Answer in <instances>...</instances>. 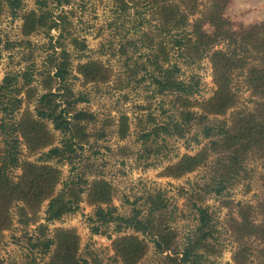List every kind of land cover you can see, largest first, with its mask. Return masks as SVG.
Masks as SVG:
<instances>
[{
  "label": "rangeland",
  "instance_id": "rangeland-1",
  "mask_svg": "<svg viewBox=\"0 0 264 264\" xmlns=\"http://www.w3.org/2000/svg\"><path fill=\"white\" fill-rule=\"evenodd\" d=\"M38 1L23 0V7L16 17L12 16L8 8L0 17V86L6 76L33 69L28 71L33 75L32 83L24 86L18 94V98L22 99L21 107L11 119H4L0 109V122L4 119L10 125L20 120L26 112L36 116L38 98L49 90L58 91L56 82H48L45 70L50 66L55 52L52 47L60 51L59 43L63 44L71 54V87L89 98L88 102L79 104L77 109L93 112L97 119L95 123L87 125L89 143L83 142L84 149L75 159L74 165L69 161L48 162L61 171L56 193L62 190L72 175H82L89 184L94 180H105L114 189L112 204L121 215H129L133 209H139L145 216L150 206L145 200L149 195L160 192L168 205L163 223L168 226L169 232L174 233L175 251L183 247L197 226V212L194 209L197 203L209 209L217 230L214 241L211 240L214 251L206 254L202 264H235L233 256L238 242L231 232L230 220L237 217L239 203L256 206L259 199L264 198V156L249 155L245 163L247 176L219 197L208 193L205 188L213 175L217 153L210 152L205 163L180 177L171 175L167 170L183 157H195L208 147L209 140L202 135L197 136V141L196 126L184 138L164 133L159 136L151 134L149 139L143 137L155 126L172 118L178 119L180 109L202 113V104L215 94L217 85L209 54L217 50L226 51L227 42L215 44L212 51L201 59H197L195 54L189 57L185 48L180 49L175 45L176 40L186 33L194 37L193 26L197 20L205 19L204 13L211 0H196L194 13L185 9L180 0H136V8L128 12L118 10L114 0H46V9L51 10L54 17L61 21L60 30L47 32L39 29L24 35L22 16L31 10H38ZM170 1L187 14L189 25L185 29L161 35V18L154 11ZM224 17L235 31L260 23L264 21V0H230ZM203 24L205 31H213L209 22ZM74 39L84 42L87 48L82 50L74 43ZM159 43H162L168 55L166 66L176 64L181 69L179 78L192 86L199 81L196 92L185 96L186 102H177L176 95L172 93L159 94L156 86L151 84L152 79L144 71L137 70L138 74L133 71L135 64L142 65L146 61L150 47L157 49ZM160 60H163L162 56ZM89 61H97L107 70L97 81L87 82L78 70L80 65ZM246 72L247 69L233 72L231 87L237 95V103L216 119L229 122L236 111L255 108L258 98L246 83ZM24 81L20 79L18 86L22 87ZM122 116L128 118L124 139L119 132ZM209 118L215 119L212 115ZM48 125L54 136L53 146H60L61 133L55 131L51 123ZM19 136L23 141L21 160L42 164V153L30 151L22 135ZM4 137L0 130L1 144ZM21 174L22 168L12 171L15 180ZM47 206L48 201H45L28 226L19 223L18 212L12 210L13 224L3 232L0 247L4 264H47L49 256L44 255L41 249H33V241H30L31 237H41L38 226L46 224ZM95 210V206L89 202L87 190L81 195L78 210L60 221L46 224V233L53 237L59 229L74 230L80 238L78 257L83 264H125L116 256L114 243L128 235L137 236L147 247L137 264H167L165 257L173 254V248L160 253L150 236L131 230L117 233L113 225L102 226L101 233L94 234L89 217L93 216ZM248 242L252 250L247 264H255L259 244L252 239Z\"/></svg>",
  "mask_w": 264,
  "mask_h": 264
},
{
  "label": "trees",
  "instance_id": "trees-1",
  "mask_svg": "<svg viewBox=\"0 0 264 264\" xmlns=\"http://www.w3.org/2000/svg\"><path fill=\"white\" fill-rule=\"evenodd\" d=\"M114 1L121 12H128L138 4L136 0ZM180 1L185 9L194 13L196 0ZM229 2L230 0H211L208 10L204 13L205 19L197 20L193 26L194 37H189L186 33L177 39L175 44L180 49L185 48L184 51L189 57L192 58L195 54L197 59H201L212 51L215 44L227 42L226 51L217 50L209 54L217 85L215 94L202 104V113L180 109L178 119L172 118L162 125H157L143 136L149 139L151 134L159 136L164 133L184 138L193 126H196V139L202 135L209 140L208 147L195 157H183L178 164L167 170L171 175L180 177L205 163L210 152L217 153L213 175L205 188L208 193L219 197L247 176L245 163L249 155L264 156V21L241 27L237 31L233 30L229 20L224 17ZM37 4L38 10H31L22 16L23 34L30 35L39 29L47 32L60 30L61 21L54 17L51 10L46 9L47 1L39 0ZM22 7L23 0H0V17L6 8L16 17ZM155 12L161 18V35L171 34L172 30L185 29L189 25L187 14L174 2L160 5ZM204 22L210 23L212 32L205 31ZM166 26H169L168 29ZM73 41L82 50L87 48L84 42L76 39ZM59 45L60 51H56L55 46L52 47L55 52L50 66L45 70L48 82H56L58 91L49 90L38 98L36 116L26 112L20 120L10 125L4 121L13 118L14 113L21 107L22 99L18 98V94L24 86L32 83L33 75L28 71L33 69L6 76L0 86V109L5 117L0 122L1 134L5 136L3 144L0 142V247L3 232L13 224V209L18 212L19 223L28 226L33 220L32 216L35 217L41 205L48 201L45 222L54 223L76 212L81 195L88 190L89 202L96 208L93 216L89 217L94 234H100L102 226L113 225L117 233L131 230L150 236L160 253L171 250L175 236L163 223L168 205L160 192L157 195H149L145 200L150 205L145 216L139 209H133L132 214L121 215L118 208L112 204L114 189L105 180H94L89 184L82 175H72L62 190L56 193L61 171L48 162L69 161L74 165L75 159L84 149L83 142L90 136L86 131L87 125L95 123L97 119L93 112L77 109L79 104L88 102L89 98L72 89L71 54L63 44ZM147 57L142 65L135 64L133 71H144L152 79L151 84L156 86L159 94H175L177 102L183 103L187 101L185 96L196 92L198 80L192 86L179 78L181 69L176 64L166 66L165 62H169L168 55L162 43L158 44L157 49L150 47ZM243 69H247L245 80L248 87L258 98L255 108L236 111L229 122L216 119L218 115H225L237 103V95L231 87L233 72ZM78 70L87 82L97 81L103 76V71H107L97 61L86 62L80 65ZM20 79L25 80L22 87L18 86ZM209 115L215 119L210 120ZM127 121L126 116L120 118L119 132L123 139L127 135ZM48 123L52 124L55 131L61 133L60 146H53L54 136ZM19 134L30 151L42 153V164L21 160L23 141ZM197 141L199 142L198 139ZM44 148L48 150L43 151ZM18 168H22V174L15 180L12 171ZM83 185H86V188H83ZM237 207V217L230 220L231 232L238 242L237 251L233 256L234 262L248 263L249 252L252 250L248 240L252 239L259 244L255 264H264V198L259 199L256 206L239 203ZM194 209L197 212V226L180 250L175 251L173 248V254L166 255L167 264H202L206 254L214 251L211 240L214 241L217 230L213 217L207 207L196 203ZM46 224L38 226L41 237L30 238V241H33L32 248L41 249L44 255L49 256L47 264H83L78 257V234L74 230L59 229L50 237L46 233ZM146 250L145 243L134 235L122 236L114 243L116 256L125 264H137ZM0 264H4L1 253Z\"/></svg>",
  "mask_w": 264,
  "mask_h": 264
}]
</instances>
